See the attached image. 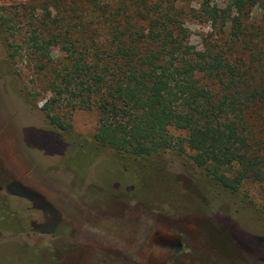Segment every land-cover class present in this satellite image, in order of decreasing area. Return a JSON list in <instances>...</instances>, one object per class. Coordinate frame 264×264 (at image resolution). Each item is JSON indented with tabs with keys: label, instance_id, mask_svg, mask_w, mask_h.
I'll list each match as a JSON object with an SVG mask.
<instances>
[{
	"label": "trees",
	"instance_id": "16d2710c",
	"mask_svg": "<svg viewBox=\"0 0 264 264\" xmlns=\"http://www.w3.org/2000/svg\"><path fill=\"white\" fill-rule=\"evenodd\" d=\"M186 1L52 0L53 18L29 5L1 21L46 78L53 128H71L63 103L94 108V141L119 156L176 152L226 191L264 189V0H202L191 13ZM187 17L210 29L199 48Z\"/></svg>",
	"mask_w": 264,
	"mask_h": 264
},
{
	"label": "rangeland",
	"instance_id": "374dc122",
	"mask_svg": "<svg viewBox=\"0 0 264 264\" xmlns=\"http://www.w3.org/2000/svg\"><path fill=\"white\" fill-rule=\"evenodd\" d=\"M201 1L187 0L185 11ZM29 5L37 17L55 14L52 0H0V264H152V237L174 231L183 248L168 264H264L260 184L226 191L176 152L119 156L94 141V108L63 103L70 130L49 124L46 78L14 53L19 37L1 21ZM185 26L199 48L210 29L188 17Z\"/></svg>",
	"mask_w": 264,
	"mask_h": 264
},
{
	"label": "flooded vegetation",
	"instance_id": "af4514ba",
	"mask_svg": "<svg viewBox=\"0 0 264 264\" xmlns=\"http://www.w3.org/2000/svg\"><path fill=\"white\" fill-rule=\"evenodd\" d=\"M179 242L182 245L181 234L176 231L162 234L155 233L150 242L152 251L149 255V259L151 260L152 264H161L160 261L163 255L167 254L171 247ZM181 253L182 249L178 254L169 257L166 264L176 259Z\"/></svg>",
	"mask_w": 264,
	"mask_h": 264
},
{
	"label": "water",
	"instance_id": "95a60500",
	"mask_svg": "<svg viewBox=\"0 0 264 264\" xmlns=\"http://www.w3.org/2000/svg\"><path fill=\"white\" fill-rule=\"evenodd\" d=\"M181 249H182V245H181L180 242L177 243V244H175V245H173L171 247V249L168 251V253L163 255L160 263L161 264H166L168 258L171 257V256H173V255L178 254L181 251Z\"/></svg>",
	"mask_w": 264,
	"mask_h": 264
}]
</instances>
